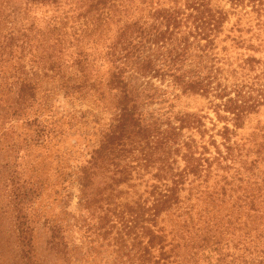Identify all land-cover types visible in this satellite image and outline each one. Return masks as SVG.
I'll use <instances>...</instances> for the list:
<instances>
[{
	"label": "trees",
	"instance_id": "obj_1",
	"mask_svg": "<svg viewBox=\"0 0 264 264\" xmlns=\"http://www.w3.org/2000/svg\"><path fill=\"white\" fill-rule=\"evenodd\" d=\"M59 96L109 122L58 112ZM257 116L264 0H0L15 264H45L41 225L57 264L93 251H111L107 264H264V142L241 132ZM80 125L98 127V141L73 167L58 151L61 210L42 221L31 210L45 182L19 172L22 151L58 148Z\"/></svg>",
	"mask_w": 264,
	"mask_h": 264
},
{
	"label": "rangeland",
	"instance_id": "obj_2",
	"mask_svg": "<svg viewBox=\"0 0 264 264\" xmlns=\"http://www.w3.org/2000/svg\"><path fill=\"white\" fill-rule=\"evenodd\" d=\"M192 107H199L200 105L195 101L191 100ZM83 108L85 110H91L92 116L101 123H107L110 119V114L105 113L100 108H98L92 102H85L84 104L71 105L63 98L59 96L58 100L55 101V109L58 112L68 113L71 109ZM90 115V119H92ZM264 122V116L253 117L248 123L246 128L241 132L244 137L249 141H257L260 143L264 142L263 136H251L255 131L257 125H262ZM98 127L95 128L93 125H80L75 129V133L70 136L64 137L58 148H54L48 151L40 147H32L29 151H22L23 160L19 161L21 163L20 171L27 175H33L37 173L41 175L43 181L45 182L44 190L42 196L34 202L31 213L32 215H41L42 221L44 219H54L60 214L61 207L59 205V200L55 195V189L58 190L60 186H57V177L55 171L57 166H59L56 155L59 154L66 156L67 159H71L69 162L70 166L73 167L77 163H80L85 159L88 152L93 149L98 141V136L95 134ZM21 132V130H20ZM12 139L15 138L11 133L4 134L0 122V264H15V257L13 252L15 251V240L13 236V219H15V211L13 204L11 203L12 194V181L9 180L11 174V167L7 165H2L8 159L10 152L7 150V145ZM22 141V139H20ZM255 156V154H252ZM63 159V157H62ZM63 165V163H61ZM264 165V164H262ZM72 192L74 197L69 206V210L76 214H79L78 210V198L79 194L78 186L74 185ZM83 234L79 233L77 230L72 231L70 236L71 240L76 244L81 245ZM46 239H47V229L41 225L40 229L36 233V244L38 248V253L45 260V264H57L55 258L46 252ZM86 248L81 249L79 246L76 249V254L81 257L85 252ZM111 252V251H110ZM104 253L100 257L96 256L93 251V258L90 261H95V263L88 262L87 264H107L108 261L113 260V257L109 253ZM89 260L82 257L81 264H84Z\"/></svg>",
	"mask_w": 264,
	"mask_h": 264
}]
</instances>
